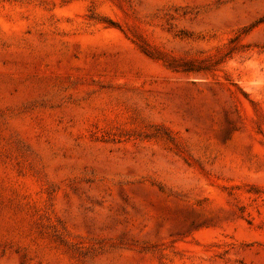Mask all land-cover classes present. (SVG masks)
<instances>
[{
    "label": "rangeland",
    "instance_id": "rangeland-1",
    "mask_svg": "<svg viewBox=\"0 0 264 264\" xmlns=\"http://www.w3.org/2000/svg\"><path fill=\"white\" fill-rule=\"evenodd\" d=\"M0 264H264V0H0Z\"/></svg>",
    "mask_w": 264,
    "mask_h": 264
}]
</instances>
